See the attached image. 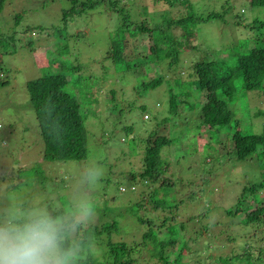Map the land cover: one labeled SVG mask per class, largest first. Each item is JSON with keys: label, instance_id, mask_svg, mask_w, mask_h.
Wrapping results in <instances>:
<instances>
[{"label": "rangeland", "instance_id": "1", "mask_svg": "<svg viewBox=\"0 0 264 264\" xmlns=\"http://www.w3.org/2000/svg\"><path fill=\"white\" fill-rule=\"evenodd\" d=\"M151 1L136 0L140 6H134L128 0L125 6H120L122 12L107 10L104 4L95 10H80L77 6L75 14L63 21L62 14L72 7L70 0H0V39L2 34L7 38L0 45V83L7 82L0 84V209L5 206L28 208L38 204L52 212L57 208L68 212L84 193H91L92 203L98 211L87 222L88 226L100 230L115 222L116 229L102 233L88 248H81L82 254L77 256L76 264H107L106 261H113L110 259L113 253L109 252V243H125L133 251L129 255L134 259L136 256L138 263L145 258L147 260L152 252V247L142 251V235L147 227L140 224L139 218L151 220L159 216L160 219L161 210L155 211L146 202L152 189L144 190L127 175L120 176L122 172L138 170V160H131V166H127L129 161L124 160L119 167L120 161L117 162L116 158L131 149V140H127V134L121 131L124 125L132 122L133 129L137 131H133L134 137L143 134L147 138L154 121H144H149L152 115L161 122V116L168 110V86L163 84L144 94L150 115L140 116L137 111L132 120L126 115H115L111 111L117 112L109 107L108 98L111 97L110 92L119 89L122 84L111 68L106 77L102 76L98 64L118 34V27L123 24L137 26L142 18L149 15L158 21L162 14L154 11ZM193 3L197 14L224 15L223 20L192 25L194 38L188 39V43L197 48L191 51L198 50L195 52L198 57L208 54L223 59L229 56L232 49L242 48L258 37L264 39V30L256 27V21H264V7L254 8L249 0H195ZM186 13L184 7L168 10L170 15ZM236 22L240 25L236 26ZM151 42L147 35L140 38V51L144 49L148 53ZM136 44L137 41L135 47ZM193 52L190 59L196 61ZM189 55L190 52L186 57ZM91 60L94 62L91 63ZM184 60L178 69L183 80L187 78V68L193 64L189 59ZM64 65L68 68L80 67L83 76L91 74L93 77L90 80L80 79L81 85L76 89L77 93L84 92L81 100L88 104L82 108L83 114H88L85 125L88 156L84 161H46L42 158L43 142L26 90L28 81L46 72L63 70ZM63 72L69 74L67 70ZM72 78L75 79L71 75L68 80ZM132 88L126 82L128 96L126 94L124 98L127 96L129 101L133 97ZM258 94L237 90L229 99H233L230 108L240 116L241 129L247 133L262 132L264 119L254 116L258 111H264V94L260 97ZM212 97L209 95V98ZM203 100L192 99L194 104L201 106L205 102ZM244 112H248L249 117ZM197 116V109L188 108L173 130H160L172 141L176 139L160 153L163 163L169 164L168 176L172 175L175 181V187L166 198L167 207L162 209L167 218L174 216V220L188 227L184 231L187 234L183 236L186 242L182 239L183 233H177V237L182 239V252L176 263L264 264V258L257 260L258 248H254L255 242L247 235L249 232L253 234V228L242 226L243 213H234L241 192L259 181L263 169L260 171L255 162H237L229 158L230 145L228 142L217 143L213 131L206 132V128H201V134L197 135L199 131L194 127ZM180 136L187 138L180 140ZM192 136H195L194 140H191ZM224 136L219 134L216 137L221 139ZM90 171L95 174L92 179L88 178ZM209 172L211 176L216 174L215 181H209L212 179L207 176ZM132 186L134 189L130 191ZM121 187L127 191L123 193ZM156 192L159 197L164 194L160 189ZM252 198H248V210L251 205L257 204L256 200H263L264 203V192ZM175 207L181 212L176 213ZM165 219L160 225L159 222L154 223L156 233L161 232L157 238L159 241L166 231L175 236L172 232L177 225ZM93 232L90 231V234ZM136 245L137 248H132ZM187 247L190 249L188 253ZM176 255L177 252L170 260L177 259ZM82 259H91L92 262L82 263Z\"/></svg>", "mask_w": 264, "mask_h": 264}, {"label": "trees", "instance_id": "2", "mask_svg": "<svg viewBox=\"0 0 264 264\" xmlns=\"http://www.w3.org/2000/svg\"><path fill=\"white\" fill-rule=\"evenodd\" d=\"M127 1L70 0L72 7L62 14V20L65 21L70 18L69 16H73L77 6L80 10H95L104 4L107 10L122 12L120 6H125ZM131 1L134 6H140L136 0ZM193 1L195 0H152L150 5H153L154 11H160L162 14H160L161 17L158 21L148 14L149 17L142 18L137 26L136 24L133 26L123 24V26L118 27V34L113 38L102 62H98L102 76L106 77L111 68L114 70L113 73L118 75V80L122 84L119 89L111 91V97L108 98L109 107L117 112L111 111L115 115H126V118L132 120L137 111L140 116L149 114L147 104L144 102V94L163 84L168 86L169 93L168 110L166 114L161 116V122L158 121L157 117H152L150 114V119L147 116L149 121H144H154L147 138H144L143 134L134 137L133 131H137L133 129L132 122L123 126L121 131L127 134V140H131V149L126 153L119 154L116 158L117 162L120 161L119 167L124 164V160L129 161L127 166L132 165L131 160H134L133 162L135 159L138 160V170L132 169L127 173L122 172L120 176L127 175L136 184L142 185L144 190L152 189L148 193L146 202L148 205H152L155 211L161 210L160 219H158L159 216L151 220L139 218L140 224L147 227L146 233L142 235V251L152 247V252L148 255L150 257L147 260L145 258L138 263L136 256L134 259L129 255V252L133 253V251L125 243H109V252L113 253L110 255V259L113 261H106L107 264H171V262L177 264L176 261L179 262L182 252L180 241L183 239L186 242L183 236L186 233H184L185 228L188 227L184 226V223L174 220V216L167 218L165 210L162 209V207H167L165 205L166 198L170 196L171 190L175 187V181L172 175L168 176L169 164L163 163L160 157L161 151L165 147L171 146L176 139L172 141L168 135L160 133V130L163 128V130L167 128L170 131L173 130L178 125L177 121L188 108L198 111L196 118L198 121L194 126L199 131L197 135L201 134V128H206L204 130L206 132L213 131L217 143L228 142L230 145L229 158L237 162H255L257 167H260V171L263 169L264 172V122L262 132L259 134L247 133L241 129L240 116L235 115V112L230 108L233 99L229 100L237 90L243 93L259 92V97L264 94V39L258 37L242 48L232 49L229 51V56L223 59L211 57L208 54L198 57V53H195L198 50L191 51L197 48L188 43V39L194 38L192 25L208 23L211 20H223L224 15L220 13L197 14L194 11ZM249 1L254 8L264 7V0ZM144 7L147 8L146 5ZM182 7L187 10L186 14H168V10H179ZM178 16L180 17L177 19ZM256 23L258 24L256 27L263 31L264 21H256ZM235 25L239 26L240 23L236 22ZM176 31L180 33H176ZM145 35L149 36L152 41L148 47V53L144 49L140 51L141 48L138 46L140 38ZM1 37L0 45L1 42L7 40L5 35L2 34ZM252 37L253 35L251 39ZM10 38L12 39V37ZM135 41H137L136 47ZM189 52L190 55L186 57ZM192 52L197 57L196 61L190 59L193 56ZM184 59H189L193 64L187 68V78L183 80L178 69L182 66ZM92 62L94 61L91 60ZM68 67L64 65L63 70H56L53 73L46 72L41 77L26 83L29 101L34 110L39 134L43 142L42 158L46 161H84L88 156V134L85 128L88 114L87 112L83 114L82 111V108L88 104L81 100L84 92L77 93L76 89L81 85L80 79L90 80L93 77L91 74L83 76L80 67ZM64 70H67L69 74L65 75ZM71 75L75 79L72 78L69 81L68 77ZM5 80L7 79L5 78ZM126 82L133 87V97L130 101L125 91ZM6 83L3 81L0 84ZM194 92H196L195 95ZM126 94L127 96L124 98ZM209 95L213 97L209 98ZM195 98L205 99L203 100L205 101L204 104L202 106L194 104L192 99ZM86 110L89 111L88 108ZM244 113L246 117H249L248 112ZM254 116L264 119V111H258ZM92 117L96 116L93 115ZM216 134H224L225 136L220 139V137H216ZM186 138L180 136V140ZM194 139L195 136H192L191 140ZM210 149L214 150L212 147ZM219 164L221 166L220 161ZM207 176L209 179L212 178L209 180L210 182L215 181L217 177L216 174L211 176L210 172L207 173ZM159 189L164 192L162 197L157 195L156 190ZM261 191L264 192V173H260V179L257 183L243 189L237 199L234 211L236 214H244L242 226L253 228V234L249 232L247 235L255 242L254 248H258L257 260L264 258V203L263 200H256L257 204L251 205L248 210L247 202L249 197L252 198ZM57 210L64 212L62 208H57ZM174 210L176 213L181 212L178 207H175ZM227 212L233 213L232 211ZM191 216L194 217V215ZM164 218L166 221L172 220L171 222H174L177 227L172 232L175 233V236H170L171 232L166 231L159 241L157 238L161 232L156 233L153 227L156 226L154 223L157 222L160 225ZM115 229V222L108 223L100 230L88 226V223L78 226L76 231L80 249L88 248L102 233ZM90 231L91 233L94 231L93 234H90ZM195 232L193 231V233ZM177 233L179 235L183 233L182 239L177 237ZM137 247L138 245L132 248ZM186 251L187 253L190 251L189 247ZM176 252L178 253L175 257L177 259L170 260ZM79 254H82L81 250ZM91 262V259H82V263Z\"/></svg>", "mask_w": 264, "mask_h": 264}, {"label": "clouds", "instance_id": "3", "mask_svg": "<svg viewBox=\"0 0 264 264\" xmlns=\"http://www.w3.org/2000/svg\"><path fill=\"white\" fill-rule=\"evenodd\" d=\"M94 175L90 171L88 178ZM97 211L91 193H84L68 212H52L38 204L5 206L0 209V264H76L77 227Z\"/></svg>", "mask_w": 264, "mask_h": 264}]
</instances>
